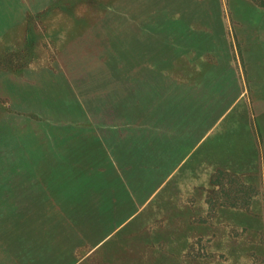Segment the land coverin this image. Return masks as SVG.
I'll return each mask as SVG.
<instances>
[{
  "label": "rangeland",
  "instance_id": "374dc122",
  "mask_svg": "<svg viewBox=\"0 0 264 264\" xmlns=\"http://www.w3.org/2000/svg\"><path fill=\"white\" fill-rule=\"evenodd\" d=\"M261 113L264 0H0V264H264Z\"/></svg>",
  "mask_w": 264,
  "mask_h": 264
},
{
  "label": "crops",
  "instance_id": "0c3cea01",
  "mask_svg": "<svg viewBox=\"0 0 264 264\" xmlns=\"http://www.w3.org/2000/svg\"><path fill=\"white\" fill-rule=\"evenodd\" d=\"M113 81L115 83H117L118 85H121L123 83L132 84V83H134L136 81H139V82H141V84L145 85V81L144 80H141V79H125L124 77L123 78H119L118 76H117V78H113ZM185 99H186V102H185V105H186L187 100H188V95L185 96ZM192 99H193V97L191 95H189V102H190L191 105H192V102H193ZM105 110H106V107L104 109V107H101V106H99V109L96 110V111L90 110L89 111L88 118H91V119L97 118V121L103 122L102 120L105 119V118H107V117H105V113H104ZM186 110H187V108H186ZM94 112H98V114H93ZM256 116H257V119L259 120V123H260L261 128H264V113H261V114L256 115ZM225 117H226V112L224 111L218 117L217 122H216V127H217V125L219 123L222 122V120L223 121L225 120ZM112 124L113 123H109V125H112ZM262 135H263V142H264V129L262 131ZM211 137H212V135H211V128L208 127V129L205 130V132L196 141V143L193 140H191L190 145L187 146V147H185L182 150V154H181L180 161L183 160L185 157H186L187 160L189 158H193V155H194L195 151L199 148V146H200V148H202V150L209 149V146H210V143L209 142H210Z\"/></svg>",
  "mask_w": 264,
  "mask_h": 264
}]
</instances>
